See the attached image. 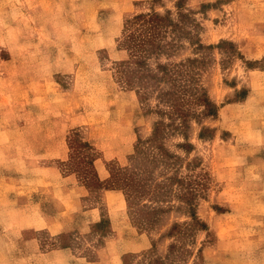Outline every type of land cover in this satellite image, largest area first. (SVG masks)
Returning a JSON list of instances; mask_svg holds the SVG:
<instances>
[{
  "label": "rangeland",
  "instance_id": "rangeland-1",
  "mask_svg": "<svg viewBox=\"0 0 264 264\" xmlns=\"http://www.w3.org/2000/svg\"><path fill=\"white\" fill-rule=\"evenodd\" d=\"M154 11L186 16L178 60H199L215 106L191 105L158 143L167 105L143 103L119 66L128 20ZM159 146L174 158L154 166ZM139 156L159 190L145 224L111 184ZM146 252L264 264V0H0V264H146Z\"/></svg>",
  "mask_w": 264,
  "mask_h": 264
},
{
  "label": "trees",
  "instance_id": "trees-1",
  "mask_svg": "<svg viewBox=\"0 0 264 264\" xmlns=\"http://www.w3.org/2000/svg\"><path fill=\"white\" fill-rule=\"evenodd\" d=\"M185 18L186 16L181 14L178 20L172 17L171 12L164 15L154 11L140 14L128 20L126 24L121 46L129 50L130 60L119 64L121 80L124 84L138 89L143 103L149 102L156 94L160 103L167 105L168 108L164 109L158 104L155 109L159 114L169 116L172 121L171 123H166L165 120L159 121L154 137L149 142L158 143L166 128L174 126L178 130L186 128L193 104L204 106L203 114L215 113V106L197 82L199 74L196 71V62L199 60L191 58L178 60L184 48V40L189 39L190 35L184 22ZM199 48H203V45L199 44ZM151 60H154V65ZM166 84L169 88L164 87ZM178 119L180 122H176ZM157 148L160 153L153 156L150 161L154 166L161 162L165 164V156L169 159L174 158L160 146ZM150 168L140 156L135 158L131 165L111 168L113 189L124 191L130 211L135 221L140 224L153 222L154 219L158 221L157 216H153L157 211L152 207L153 199H151L153 202L146 200L147 197L159 196L156 185L149 183L152 182L153 174ZM174 179V177L170 178L171 181ZM196 222L201 226L204 225L199 220ZM141 256L147 258L146 264H165L163 258H154L152 252L143 253ZM137 257L133 256V259ZM125 264L137 263L129 262L125 258Z\"/></svg>",
  "mask_w": 264,
  "mask_h": 264
},
{
  "label": "crops",
  "instance_id": "crops-1",
  "mask_svg": "<svg viewBox=\"0 0 264 264\" xmlns=\"http://www.w3.org/2000/svg\"><path fill=\"white\" fill-rule=\"evenodd\" d=\"M114 193H116V191H112V190H106L105 191V196H115V197H117L116 196V194H114ZM86 214L87 215H93V220H91L90 222H98V221H100L101 220V216H100V213L98 212V210H96V209H91V210H88V211H86ZM89 222V223H90ZM113 224H114V221H113ZM116 230V229H115ZM115 243V242H114Z\"/></svg>",
  "mask_w": 264,
  "mask_h": 264
}]
</instances>
